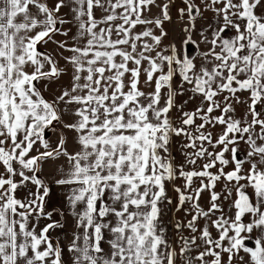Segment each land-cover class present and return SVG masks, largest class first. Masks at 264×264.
<instances>
[{
    "label": "snow or ice",
    "instance_id": "obj_1",
    "mask_svg": "<svg viewBox=\"0 0 264 264\" xmlns=\"http://www.w3.org/2000/svg\"><path fill=\"white\" fill-rule=\"evenodd\" d=\"M0 264H264V0H0Z\"/></svg>",
    "mask_w": 264,
    "mask_h": 264
},
{
    "label": "crops",
    "instance_id": "obj_2",
    "mask_svg": "<svg viewBox=\"0 0 264 264\" xmlns=\"http://www.w3.org/2000/svg\"><path fill=\"white\" fill-rule=\"evenodd\" d=\"M210 15V14H209ZM57 39H61V37H57ZM167 43V41L165 42ZM51 47H53L52 45H49V48L51 49ZM63 63V62H61ZM63 83H66L67 82V78L65 77L64 80L62 81ZM45 95H48V93H45ZM186 98V97H184ZM194 104H190L189 107H193ZM242 112V109H238V114ZM175 115V113L173 114ZM49 135L52 137L53 140L56 139L55 135H53L52 133H49ZM243 147L242 146V151H243ZM173 153L174 155H176L177 157V163L181 162L183 160V157L180 155L179 151L177 150V147L176 145L174 144L173 146ZM55 165L52 164V163H49V164H46L45 165V172L47 174H50V175H55ZM179 183V181H178ZM53 187V203H56L57 206H59L60 204V201H62L63 199V196H62V193L60 191V189L58 187H56L54 184L52 185ZM168 194L169 196L172 197L174 203L172 205H165V214L162 216V221H163V225L169 230L170 233H174V229H173V223L175 222L176 219H180L183 217V213H176L175 212V193L172 191V188L171 186H169L168 188ZM203 203L205 204L206 206V203H207V198L205 196V199L203 201ZM171 221V223H170ZM72 220L69 219L68 220V226H67V232L70 234L71 231H72ZM201 223H203V221H201ZM59 231V230H57ZM215 235V232L213 233ZM53 237L55 238L56 235H57V232H53L52 233ZM61 239H63V236H61Z\"/></svg>",
    "mask_w": 264,
    "mask_h": 264
},
{
    "label": "flooded vegetation",
    "instance_id": "obj_3",
    "mask_svg": "<svg viewBox=\"0 0 264 264\" xmlns=\"http://www.w3.org/2000/svg\"><path fill=\"white\" fill-rule=\"evenodd\" d=\"M249 246H252V242L251 241H249Z\"/></svg>",
    "mask_w": 264,
    "mask_h": 264
}]
</instances>
